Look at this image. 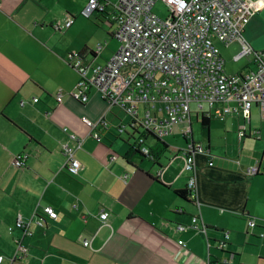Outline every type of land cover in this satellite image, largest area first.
Wrapping results in <instances>:
<instances>
[{
  "label": "crops",
  "instance_id": "1",
  "mask_svg": "<svg viewBox=\"0 0 264 264\" xmlns=\"http://www.w3.org/2000/svg\"><path fill=\"white\" fill-rule=\"evenodd\" d=\"M35 1L0 0V264H207L227 252L233 264H264V151L259 154L264 128L251 124L256 114L264 121L259 108L250 109L244 131L240 112L223 119L209 115L206 134L199 130L197 138L192 126L199 128L203 115L193 111L190 121L177 124L170 135L178 134V126L180 131L190 128L187 135L182 130V148L148 137L151 155H133L136 134L130 119L119 118L124 115L119 108H109L93 88L84 104L69 95L79 80L69 66L71 53L87 47L84 55L94 64L104 47L96 53L99 42L81 37L78 30L57 31L55 21H35L25 9ZM249 1L263 5L243 17L244 36L255 50H264V0ZM93 20L92 25L99 23L114 39L110 21ZM115 43L98 65L114 53ZM214 43L226 75L252 67L249 58L236 62L237 69L225 68L224 57L231 55L234 62L238 44ZM81 117L104 120L96 129L100 142L88 135ZM115 119L126 123L120 139L113 133ZM64 127L81 141L73 153L82 165L75 176L63 167L62 145H76ZM254 129L260 131L259 139L249 135ZM192 143L203 151L193 152ZM185 150L194 159L196 204L174 193L186 188L190 175L183 170ZM20 153L28 155L25 167H13L10 161ZM254 166L257 174L248 176L246 170ZM46 205L57 218L45 217L41 226L37 221ZM103 210L109 213L105 223L98 218ZM193 216H199L197 223L205 225V232L175 230ZM17 219L29 223L30 235L21 242L28 253L12 260L13 238L21 231L9 234L7 229ZM248 219L255 221L254 228L248 227ZM223 232L228 234L225 253L215 247ZM86 240L88 247L82 244Z\"/></svg>",
  "mask_w": 264,
  "mask_h": 264
},
{
  "label": "built area",
  "instance_id": "2",
  "mask_svg": "<svg viewBox=\"0 0 264 264\" xmlns=\"http://www.w3.org/2000/svg\"><path fill=\"white\" fill-rule=\"evenodd\" d=\"M157 2L166 8L167 14L163 18L152 11ZM262 5V1L249 0H87L80 16L87 19L104 17L110 21L112 37L118 42V47L102 65L91 63L78 51L71 53L69 66L78 73L79 80L69 95L74 101L84 104L88 100L89 89L93 88L109 108H119L136 130L132 149H138L147 157L151 153L145 144L146 139L161 140L172 135L177 124L190 121L193 111L220 119L240 112L244 131L253 106H257L264 115V50H255L246 40L243 30V17L257 13ZM73 23L74 17L67 15L63 21H55L53 27L64 31ZM215 41L223 45L236 42L239 49L232 60L238 62L251 58L252 67L242 74L226 75ZM101 47H96V53ZM61 97L62 93L58 91L57 102ZM81 121L89 128L88 135L100 142L101 136L96 129L104 125V120L93 122L81 117ZM62 130L76 141L75 147L62 145L63 167L69 175L75 176L82 165L73 153L81 141L73 133H68L66 127ZM118 130L123 133L124 126L120 125ZM248 131L256 139L261 137L259 130ZM189 133L190 128L187 127L185 134ZM189 146L193 152L203 151L200 144ZM183 157V170L190 174L186 188L196 204L194 159L188 150L184 151ZM27 158L26 153H20L10 163L13 167L23 168ZM257 170V166L249 167L246 174L256 175ZM76 207L74 204L73 208ZM41 215L37 221L41 226L45 217L50 220L57 218V212L49 205L42 208ZM108 217L105 210L98 214L102 223ZM198 217L193 216L188 225H177L175 230L205 232V225L197 223ZM247 225L252 229L256 223L248 219ZM17 229L21 236L13 238L15 251L12 260H21L28 253L21 242L23 237L30 235L29 223L17 219L7 230L12 234ZM227 239V232H223L222 239L215 242L216 249L225 253ZM82 244L88 247L89 241ZM232 259L227 252L223 259L209 260L207 264H233ZM2 260L0 255V263Z\"/></svg>",
  "mask_w": 264,
  "mask_h": 264
},
{
  "label": "rangeland",
  "instance_id": "3",
  "mask_svg": "<svg viewBox=\"0 0 264 264\" xmlns=\"http://www.w3.org/2000/svg\"><path fill=\"white\" fill-rule=\"evenodd\" d=\"M85 4H86V0H36L35 2H33V4L26 5L25 9L26 11H28L29 15L35 19V21H63L64 18L67 16V14L72 15L74 17V23L72 24V27L69 28L70 29L69 31L78 30V32L81 34L80 35L81 37H84L87 40L91 38L92 42H99L96 45V47L100 45L104 47L101 54L98 55V57L94 61V64H100L104 60V57L107 55L108 50L116 45L115 43L116 41L114 39H109L108 36H106L105 33L110 30L107 31L99 23H95V26L92 25L93 24L92 21H94L92 18L87 19L80 16V11L84 8ZM152 11L156 15L162 18L165 17L167 14L166 8L160 2H157L153 5ZM64 31L67 32L68 29ZM99 40H101V42ZM103 40L105 42H102ZM105 43L108 44L106 45ZM230 58L231 55L229 56L226 55L224 57V59L226 60L225 68L227 67H231L234 69L239 68L240 63L231 62ZM119 118H121L123 121L129 119V117H127L126 115H122ZM251 124L254 126L255 129L263 130L264 128V121L258 114L254 116ZM120 125L126 127V123H118V121L115 119V125L113 126V133L115 137H117V139L118 138L120 139V136L124 137L123 135H121L122 133H120L118 130V127ZM178 128L179 126L176 129V133L178 134H175L174 136L165 137L164 141H166V143L174 145L177 148H182L183 140L181 138V135H182V130L186 129V127L181 128V131ZM192 129H193L194 137L196 138L199 136L201 137V135L199 134V130L202 131V134L203 133L206 134V128H202L201 126H199L198 128L196 124L195 125L193 124ZM260 144H261V150L259 154L263 153L264 151L262 140ZM234 160L236 161L237 159ZM178 161L180 160H176V162Z\"/></svg>",
  "mask_w": 264,
  "mask_h": 264
},
{
  "label": "trees",
  "instance_id": "4",
  "mask_svg": "<svg viewBox=\"0 0 264 264\" xmlns=\"http://www.w3.org/2000/svg\"><path fill=\"white\" fill-rule=\"evenodd\" d=\"M67 15H69V14H67ZM70 16H72V15H70ZM98 18L100 19L101 17H98ZM109 36H111V35H109ZM86 50H87V47H83L81 50L78 51L79 52V55H83L84 56ZM208 122H209L208 119L205 116H203L200 119V125H201V127L207 129L208 128ZM130 128L133 130V133L135 134L136 133L135 128H133L132 126H130ZM138 153H140L139 150L138 149H135L134 152H133V155L134 154H138ZM174 193H175V195L177 197L181 198L182 200H184L186 202H192L193 203V201L190 198V192L187 190V188L180 189V190H175Z\"/></svg>",
  "mask_w": 264,
  "mask_h": 264
}]
</instances>
